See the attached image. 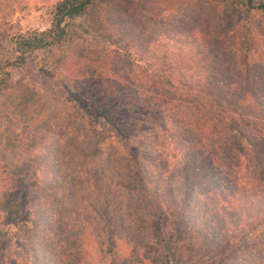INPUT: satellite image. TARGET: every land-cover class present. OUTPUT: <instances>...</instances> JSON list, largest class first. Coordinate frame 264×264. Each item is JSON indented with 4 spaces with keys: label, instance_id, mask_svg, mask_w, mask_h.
<instances>
[{
    "label": "rangeland",
    "instance_id": "374dc122",
    "mask_svg": "<svg viewBox=\"0 0 264 264\" xmlns=\"http://www.w3.org/2000/svg\"><path fill=\"white\" fill-rule=\"evenodd\" d=\"M55 1L0 0V4H7L0 5V58L8 55L11 46L7 40L2 41V36L48 27ZM194 6L196 10L185 14L162 10L151 0H92L84 13L73 20L64 40L34 51L22 65L8 67L10 77L4 86L0 85V264H165L158 253L159 229L163 235L176 233L179 222L174 217L167 220L164 206L155 208L149 200H154L158 189L165 195L164 202L169 199L165 186L158 181L168 173L159 177V169L152 168L134 150L126 148L130 156L139 158L140 165L149 167L147 190L120 189L125 205L120 215L111 212L110 224L103 223L105 217L101 213L86 212L90 225L74 241L80 257L74 254L72 260L61 258L57 247L51 246L48 228L59 199L50 191H55L52 185L58 180L54 173L64 170L67 159L71 168L85 163L80 170L87 172L86 182L79 184L78 190L80 197L89 202L93 199L94 176L105 175L114 180L121 177L129 187H138V166L128 171L125 159L130 166L134 162L127 154L121 160L123 170H112V158L117 159V166L121 164L119 158L123 159L113 153L125 146L105 120L111 109H105L95 94L106 88L111 94L116 85L111 80L115 74L121 78L135 76L144 86L155 84L167 92L184 94L177 82L168 84L165 79L152 76L153 71L136 58L144 44L172 42V34L187 33L194 26L205 32L207 43L212 44L220 59L231 64L235 51L233 31L241 14L210 0H198ZM248 63L250 74L261 84L264 43L249 53ZM101 72L105 75L102 83L98 82ZM3 76L0 71V79ZM259 97L264 102V93L260 91ZM99 139L102 143L97 145ZM96 145L102 155H97ZM65 155L67 159H63ZM241 161L243 164L244 156ZM57 192L61 194L60 189ZM18 196L20 206L10 216L11 209L6 206ZM134 204L142 205L140 208ZM96 215L97 227L93 222ZM184 218L185 222L192 220V210L184 213ZM192 236L195 241L181 250L186 264H256L259 246L264 243V238H258L256 246L232 244L225 248L224 243L215 245L214 240L208 241L202 232L200 237L195 232Z\"/></svg>",
    "mask_w": 264,
    "mask_h": 264
},
{
    "label": "trees",
    "instance_id": "16d2710c",
    "mask_svg": "<svg viewBox=\"0 0 264 264\" xmlns=\"http://www.w3.org/2000/svg\"><path fill=\"white\" fill-rule=\"evenodd\" d=\"M151 1L162 10L187 14L197 9L194 5L198 0ZM210 1L241 14L233 31L235 51L231 64L220 59L212 44L207 43L204 31L194 26L187 33L169 36L172 42L162 41L156 46L144 44L136 58L153 71L152 76L163 78L168 84L177 82L184 94L167 92L155 84L144 86L135 76L121 78L116 74L111 79L116 84L111 94L109 88L96 92L98 102L105 109H111L105 115L106 122L125 146L113 154L123 156V159L118 157L119 161L124 160L125 154L132 159L133 166L125 159L128 171L138 166L135 173L138 187H129L118 175L119 180L94 176L93 199L89 202L80 197L78 190L79 184L86 182L87 172L80 170L85 163L71 168L65 155L64 170L54 173L58 180L53 183L55 191H50V195L59 201L48 228L51 246L57 247L61 258L72 260L74 254L80 257L74 241L90 225L91 218L85 216L86 212L101 213L105 217L103 223L110 224L111 212L114 210L120 215L125 205L120 189L147 190L149 167L140 165L139 158L130 156L126 148L141 155L152 168H158L159 177L168 173L158 181L165 186L169 199L164 202L165 195L158 189L154 200H149L155 208L164 206L167 220L174 217L179 222L176 233L163 235L161 228L158 231L161 233L158 253L165 264H186L181 250L195 241L194 232L197 237L202 232L215 245L224 243L225 248L232 244L256 246V240L264 238V102L259 97L260 91L264 93V75L260 78L261 84L256 83L248 63L249 53L264 43V0ZM91 2L56 0L48 27L2 36V41L7 40L11 46L8 55L0 58V71L4 75L0 85L4 86L10 77L8 67L22 65L34 51L54 46L69 36L73 20ZM4 3L0 5L7 6ZM104 76L101 72L98 82H104ZM98 143H102L101 139ZM97 145V155H102ZM70 148L73 150L74 146ZM111 161L113 172L123 170L122 161L119 166L116 158ZM134 205L141 208L142 204ZM19 206L18 196L6 206L11 209L10 216ZM189 210L193 219L185 222L183 214ZM96 218L97 215L93 222L97 227ZM259 247L256 264H264V243Z\"/></svg>",
    "mask_w": 264,
    "mask_h": 264
}]
</instances>
